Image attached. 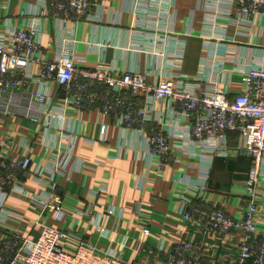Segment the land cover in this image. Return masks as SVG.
<instances>
[{"label": "crops", "instance_id": "1", "mask_svg": "<svg viewBox=\"0 0 264 264\" xmlns=\"http://www.w3.org/2000/svg\"><path fill=\"white\" fill-rule=\"evenodd\" d=\"M39 1L0 0V30L7 20L21 28L34 18L40 19L47 57L56 54L58 39L69 30L75 39L73 55L81 68L104 67L116 76L140 71L147 73L149 82H155L169 73L173 52L184 44L182 63L172 73L188 76L194 83L207 55L203 35L212 31L207 7H212L214 0H165L160 7L165 21L157 30L147 25L152 19L149 12L156 11L157 6L147 11L134 0H96L91 8L95 18L78 22L53 5L43 12ZM218 24L228 33L226 55L241 64L259 62L250 37L238 35L237 28L225 19ZM172 33L180 43L170 41ZM257 43L263 45L264 38ZM154 46L159 52L150 51ZM225 65L231 69L234 62ZM39 68L35 63L31 66L32 77ZM241 76L238 72L232 76L231 98L242 90ZM48 84L55 100L39 122L20 115H0L1 153L10 160L30 157L32 162L30 170L18 172L17 184L7 188L11 196L1 202L0 195V207L9 213L0 230V251L7 261L24 239L38 238L46 226L69 236L61 239L62 246H76L81 238L96 250L117 255L129 264H170L169 253L184 238L199 242L202 264H231L236 259L243 235L240 231L207 234L186 223L181 208L184 198L194 197L205 210L222 208L230 217L242 219L249 204L245 184L251 162L246 155L231 153L210 161L195 143L173 136V158L159 164L148 157L149 138L159 129L170 132L185 124L184 119L173 120L168 102L154 104L153 120L143 130L125 129L115 115L97 107H70L64 118L58 119L53 116L61 110L62 91L55 82ZM40 88L39 83L30 82L26 90ZM123 94L130 97L128 91ZM145 100L144 96L138 97L141 104ZM228 140L234 148L241 137L229 133ZM53 160L67 165L64 174L55 178L56 191L64 204L61 216L33 200L47 197L46 188L38 180H50ZM206 173L209 188L195 195L186 181L201 179ZM98 190L97 195L92 194ZM259 193L256 222L260 228L258 238L264 239V177ZM111 210L113 213H109ZM6 241L16 242L13 251L4 250Z\"/></svg>", "mask_w": 264, "mask_h": 264}, {"label": "built area", "instance_id": "2", "mask_svg": "<svg viewBox=\"0 0 264 264\" xmlns=\"http://www.w3.org/2000/svg\"><path fill=\"white\" fill-rule=\"evenodd\" d=\"M95 1L39 2L43 12L53 5L65 17L74 16L78 22L95 18L91 12ZM134 1L147 11L157 6L156 11L149 12V18L152 19L147 25L154 30L160 28L162 21H165L161 14L164 11H160L165 0ZM211 6L207 7V22L212 31L203 35L207 55L198 75L193 79L194 83L190 82L188 76L172 73L182 63L184 44L173 52L169 73L155 82H149L147 73L140 71H128L116 76L104 67L81 68L73 55L75 39L69 30L58 39L56 54L47 57L42 43L40 19L34 18L21 28L14 27L7 20L0 30V115H20L39 122L43 114H46L47 107L55 100L49 82H55L62 91L61 110L53 116L58 119H63L70 107H97L103 113L115 115L125 129L143 130L145 124L153 120L154 104L158 101L168 102L173 120L184 119L185 124L181 129L176 128L170 132L159 129L149 138L147 154L151 161L167 164L173 158L171 139L174 136L195 143L200 153L208 155L210 161L216 156L228 157L231 153H242L251 162L245 184L249 204L242 219L230 217L222 208L205 210L196 203L194 197L184 198L182 219L207 234L240 231L243 235L238 245V254L231 264H264V239L258 238L260 228L256 222L259 186L264 177V44L257 43L258 39L264 38V0H214ZM221 19L236 27L238 35L251 38L259 62L241 64L226 55L229 39L227 31L218 26ZM177 37L172 33L170 41L177 44ZM153 48L150 51L159 52L157 47ZM228 61L234 62L233 68H226L225 63ZM34 63L40 68L38 74L32 77L30 69ZM235 72L242 75V90L231 98L232 76ZM30 82L39 83L41 88L37 91L26 90ZM203 84L207 87L203 88ZM124 91H128L130 97L124 96ZM142 96L146 99L143 104L138 101V97ZM105 132L106 127H103L102 133ZM229 133L239 134L241 142L238 146H230ZM31 163L30 157L10 160L0 151L1 202L11 196L7 188L17 184L18 172L30 170ZM52 163L50 180H38L46 188L47 197H34L33 200L43 209H54L61 216L64 204L62 196L56 191L55 178L64 174L67 165L58 160ZM208 178L206 173L201 179L190 178L186 182L196 195L208 190ZM98 193L99 190L92 194ZM8 218L9 213L0 207V230ZM144 232L148 234L149 230ZM62 238L67 239L69 236L59 229L46 226L38 238L24 239L8 261L3 251H0V264H129L117 255L96 250L81 238L77 239L76 246H62ZM15 243L6 241L4 250L13 251ZM200 249L201 245L194 238H184L169 253V262L202 264Z\"/></svg>", "mask_w": 264, "mask_h": 264}]
</instances>
